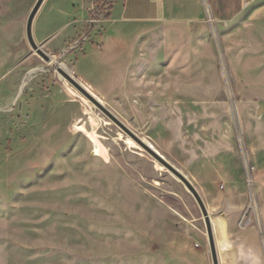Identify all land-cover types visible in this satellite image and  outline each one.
<instances>
[{
    "label": "rangeland",
    "instance_id": "374dc122",
    "mask_svg": "<svg viewBox=\"0 0 264 264\" xmlns=\"http://www.w3.org/2000/svg\"><path fill=\"white\" fill-rule=\"evenodd\" d=\"M252 1L241 0V19ZM35 2L0 0V264H212L204 219L185 185L139 145H129L122 129L61 79L60 61L35 38L50 62L32 50L25 25ZM191 4L179 16L185 22L155 27L160 56L153 61L146 43L145 70L160 72L162 87L171 85L162 102L208 103L146 105L137 119L115 115L197 191L171 157L170 141L189 150L208 146L210 157L218 150L225 170L220 188L233 179L234 198L244 204L232 233L208 211L218 262L264 264L249 153L261 150L264 138L247 134L248 120L264 109L249 89L253 59L237 47L232 26L239 19L232 21V12L219 16L217 0ZM48 9L40 16L44 32L52 28ZM77 108L78 119H69ZM202 122L209 130L201 138ZM92 135L106 155L95 152Z\"/></svg>",
    "mask_w": 264,
    "mask_h": 264
},
{
    "label": "crops",
    "instance_id": "0c3cea01",
    "mask_svg": "<svg viewBox=\"0 0 264 264\" xmlns=\"http://www.w3.org/2000/svg\"><path fill=\"white\" fill-rule=\"evenodd\" d=\"M252 2L256 4L255 7L243 19L239 17L241 0H217V10L219 16L224 17L232 12V21L239 19L232 26L233 37L243 55L253 59L248 69L256 74L250 76L249 89L255 91L257 103L264 106V0ZM96 3L97 0H45L34 19L32 33L49 54L58 58L60 67L67 68L70 74L67 73L88 89L114 117L116 113L123 118L134 116L137 119L143 116L146 105L202 106L208 103L207 98L193 101L187 97L162 102V90L163 93L172 91L171 85L162 87L160 72L155 75L145 70L146 43H152L148 51L153 61L160 56L162 39L160 33L154 31L155 27L175 26L180 24L178 20L185 22L187 19L179 16L193 8L191 0H113L114 15L101 23L102 29L95 38L99 46L86 44L82 53L67 52L66 43L83 30ZM48 5V23L52 28L44 32L40 16ZM79 104L86 106L81 102ZM73 109L69 107L70 111ZM79 113L77 108L69 119H78ZM257 118L248 120L247 134L251 137L261 132L264 138V109ZM199 125L202 138L209 126L208 122ZM179 146L170 141L171 157L183 165L186 174L195 181L207 211L215 214L214 221L223 225L227 233H232L244 204L234 198L239 184L235 185L233 179H226L223 189L220 188L225 177L223 157L220 158L218 150L213 152L215 156L210 157L208 146L200 145V148L190 150ZM198 153L200 156H192ZM249 153L252 154L259 223L264 232V162L257 156L264 155V146L258 152L252 150ZM180 155H184V158Z\"/></svg>",
    "mask_w": 264,
    "mask_h": 264
},
{
    "label": "water",
    "instance_id": "95a60500",
    "mask_svg": "<svg viewBox=\"0 0 264 264\" xmlns=\"http://www.w3.org/2000/svg\"><path fill=\"white\" fill-rule=\"evenodd\" d=\"M45 0H36L33 5L31 11L26 20L25 25V36L28 44L32 48V50L39 55L44 61L50 62L51 58L42 50L40 46H38L34 40L32 33V25L34 19L42 7ZM56 72L60 76L61 79L66 80L70 85H72L81 95H83L90 103H92L96 108H98L103 114H105L115 125H117L126 135L132 137L142 148L158 163H160L167 171H169L174 177L180 180L188 191L194 197L205 223V230L208 239L209 252L211 256L212 264H219L218 255L216 251V246L214 242V236L212 231V225L210 221V217L207 211V208L200 197L198 191L193 186V184L172 164H170L163 156L154 151L151 147L146 145L141 139H139L134 133H132L126 126H124L116 117H114L99 101L96 99L83 85L79 83L76 79L70 76L65 70L61 67L56 68Z\"/></svg>",
    "mask_w": 264,
    "mask_h": 264
},
{
    "label": "built area",
    "instance_id": "2783aa9c",
    "mask_svg": "<svg viewBox=\"0 0 264 264\" xmlns=\"http://www.w3.org/2000/svg\"><path fill=\"white\" fill-rule=\"evenodd\" d=\"M113 0H102L96 3L90 11L89 19L86 21L83 30L76 36L75 39L65 45L67 52L82 53L83 47L86 44H95V38L100 33L102 26L101 23L110 16Z\"/></svg>",
    "mask_w": 264,
    "mask_h": 264
},
{
    "label": "bare ground",
    "instance_id": "6f19581e",
    "mask_svg": "<svg viewBox=\"0 0 264 264\" xmlns=\"http://www.w3.org/2000/svg\"><path fill=\"white\" fill-rule=\"evenodd\" d=\"M65 71H67L69 74H70V71H68L67 70V68H65V67H62ZM64 80V79H63ZM66 81V80H65ZM67 82V81H66ZM68 83V82H67ZM66 83V84H67ZM72 86V85H71ZM68 87H69V89L71 90V92L72 93H75L76 91L74 90V89H72L69 85H68ZM88 90V89H87ZM78 92V91H77ZM79 93V92H78ZM83 96V95H82ZM84 97V96H83ZM85 98V97H84ZM84 98H82V100H85ZM87 100V99H86ZM128 137H130L129 135H127ZM92 139H93V141H94V143H95V152L96 153H98V154H102V155H106V151H105V149L103 148V146L95 139V137L92 135ZM144 142V141H143ZM146 145H148L149 147H151L154 151H156L152 146H151V144H149L148 142H144ZM128 144L129 145H131V146H133V147H139L140 145L132 138V137H130L129 139H128ZM139 145V146H138ZM141 148H142V146H140ZM143 149V148H142ZM144 150V149H143ZM157 152V151H156ZM158 153V152H157ZM155 162H157V161H155ZM160 164V163H159ZM161 165V164H160ZM159 167V166H158ZM164 168V167H163ZM165 169V168H164Z\"/></svg>",
    "mask_w": 264,
    "mask_h": 264
},
{
    "label": "trees",
    "instance_id": "16d2710c",
    "mask_svg": "<svg viewBox=\"0 0 264 264\" xmlns=\"http://www.w3.org/2000/svg\"><path fill=\"white\" fill-rule=\"evenodd\" d=\"M98 2L102 1V0H97Z\"/></svg>",
    "mask_w": 264,
    "mask_h": 264
}]
</instances>
